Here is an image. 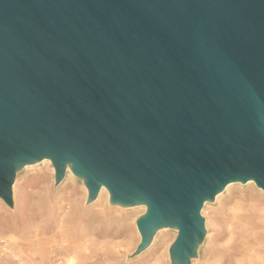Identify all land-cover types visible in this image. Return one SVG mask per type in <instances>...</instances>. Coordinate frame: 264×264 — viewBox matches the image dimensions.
Returning a JSON list of instances; mask_svg holds the SVG:
<instances>
[{"label": "water", "instance_id": "95a60500", "mask_svg": "<svg viewBox=\"0 0 264 264\" xmlns=\"http://www.w3.org/2000/svg\"><path fill=\"white\" fill-rule=\"evenodd\" d=\"M43 159L86 203L144 205L190 264L201 208L229 183L264 190V0H0V199Z\"/></svg>", "mask_w": 264, "mask_h": 264}, {"label": "rangeland", "instance_id": "374dc122", "mask_svg": "<svg viewBox=\"0 0 264 264\" xmlns=\"http://www.w3.org/2000/svg\"><path fill=\"white\" fill-rule=\"evenodd\" d=\"M259 188V187H258ZM234 182L203 204L205 235L190 264H264V191ZM83 180L69 172L55 184L49 161L26 165L12 184L13 206L0 200V264H170L173 228L140 241L142 206L108 202L101 190L86 203Z\"/></svg>", "mask_w": 264, "mask_h": 264}, {"label": "bare ground", "instance_id": "6f19581e", "mask_svg": "<svg viewBox=\"0 0 264 264\" xmlns=\"http://www.w3.org/2000/svg\"><path fill=\"white\" fill-rule=\"evenodd\" d=\"M44 160L49 161L48 159H43L42 161H44ZM67 172H69L72 176L76 177V176L72 173V171L70 170L69 167H67V169H66V173H65V174H67ZM248 182H252V183L255 185V183H254L252 180L247 181V183H248ZM230 184H233V183H229L228 185H230ZM228 185H226V187H227ZM226 187H225V188H226ZM257 188H258V187H257ZM102 189L105 190V191L107 192L106 188H104V186H102V187L100 188L99 192H98V195H99V193H100V191H101ZM258 189L262 190L261 188H258ZM262 191H264V190H262ZM219 194H220V193H219ZM219 194H217V195H219ZM107 195H108V192H107ZM217 195H216V196H217ZM97 197H98V196H97ZM0 200H1V199H0ZM137 206H142V207H144V205H137ZM137 206H134V207H137ZM144 208H145V207H144ZM163 229H168V228H161V229H159L158 231L163 230Z\"/></svg>", "mask_w": 264, "mask_h": 264}]
</instances>
